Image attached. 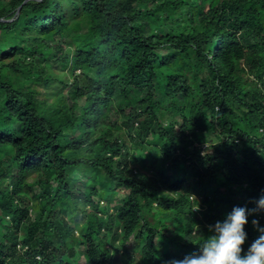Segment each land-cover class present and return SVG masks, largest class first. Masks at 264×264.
I'll use <instances>...</instances> for the list:
<instances>
[{
  "label": "trees",
  "instance_id": "trees-1",
  "mask_svg": "<svg viewBox=\"0 0 264 264\" xmlns=\"http://www.w3.org/2000/svg\"><path fill=\"white\" fill-rule=\"evenodd\" d=\"M0 146V264L182 259L264 196V0H0Z\"/></svg>",
  "mask_w": 264,
  "mask_h": 264
},
{
  "label": "clouds",
  "instance_id": "clouds-1",
  "mask_svg": "<svg viewBox=\"0 0 264 264\" xmlns=\"http://www.w3.org/2000/svg\"><path fill=\"white\" fill-rule=\"evenodd\" d=\"M256 210H264V196L256 201V209L233 207L223 220L209 226L210 235L200 242L196 251L182 259L174 258L169 264H264V226L258 219L251 221L259 232L258 237L247 249L243 247L248 239L245 226Z\"/></svg>",
  "mask_w": 264,
  "mask_h": 264
},
{
  "label": "rangeland",
  "instance_id": "rangeland-1",
  "mask_svg": "<svg viewBox=\"0 0 264 264\" xmlns=\"http://www.w3.org/2000/svg\"><path fill=\"white\" fill-rule=\"evenodd\" d=\"M116 97H117L118 102L121 104V106L124 107L126 105L127 101H123L121 103L118 95H116ZM153 126L155 128V127H157V124L156 123H153ZM0 148H1V146H0ZM202 151L203 152H207V153H212L213 152V150L209 149L208 145L203 146L202 147ZM194 175H196V173ZM123 192H124L123 190L119 189V194H118L117 197L123 196ZM23 194H25V193L23 192ZM193 194L196 195L195 193H193ZM146 204H151V203L147 202ZM154 207L155 208L157 207V203H154ZM206 212H207V209L203 206V204L201 202L200 203L199 202H195L194 203V205H193V218H194V222L197 225V227H196L197 230H193V235L200 234V229H204L206 227L205 225H203L204 222L202 221V217L205 215ZM80 218H82V215L80 216ZM163 220H164V218H162V221ZM175 227H176L175 229H169L168 230V233H172L175 236H180L181 235V239H183L181 243H185L186 242V240H185V230L182 229V227L179 226V225H177V224L175 225ZM257 237L258 236L256 235V232H255L254 235L251 237V241L254 240V239H256ZM112 238H113V236H112ZM135 244H137V243L134 240V238L132 237L126 243V246L129 247V248H131V247H134ZM172 247L175 248V249H177V245L176 246H172ZM181 248L182 249H187L188 247H185V245H183V244L180 246V244H179V249H181ZM83 262H85V259H83ZM85 264H87V260H86V263Z\"/></svg>",
  "mask_w": 264,
  "mask_h": 264
}]
</instances>
